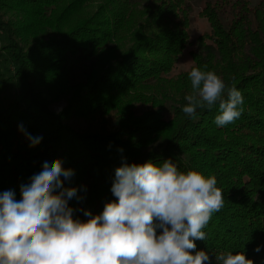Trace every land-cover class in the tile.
Masks as SVG:
<instances>
[{
    "label": "trees",
    "instance_id": "trees-1",
    "mask_svg": "<svg viewBox=\"0 0 264 264\" xmlns=\"http://www.w3.org/2000/svg\"><path fill=\"white\" fill-rule=\"evenodd\" d=\"M88 1L0 0V70L9 73L0 78V193L20 200V186L60 159L74 172L61 180L83 197L69 205L84 221L80 209L98 215L116 200L110 189L122 157L171 159L185 174L215 175L224 196L195 251L208 264L229 250L264 264V1L205 0L201 33L191 30L189 0H101L86 10ZM185 52L192 64L174 73ZM193 67L235 84L240 118L217 127L218 104L183 113ZM88 118L113 129L79 132L70 123ZM20 124L41 142L29 147Z\"/></svg>",
    "mask_w": 264,
    "mask_h": 264
},
{
    "label": "clouds",
    "instance_id": "clouds-1",
    "mask_svg": "<svg viewBox=\"0 0 264 264\" xmlns=\"http://www.w3.org/2000/svg\"><path fill=\"white\" fill-rule=\"evenodd\" d=\"M188 76L192 91L182 108L187 117L218 104L217 127L240 118L244 99L235 84L228 86L215 72L196 67ZM18 130L29 147L43 139L23 124ZM73 175L62 160L52 159L20 186V200L12 190L0 193V264H208V254L195 251L194 241L207 239L203 229L224 205L215 175L185 174L171 159L129 164L122 157L110 189L116 200L106 202L98 215L80 209L84 221L69 205L83 197L61 180ZM215 259L217 264H253L243 251L229 250Z\"/></svg>",
    "mask_w": 264,
    "mask_h": 264
},
{
    "label": "rangeland",
    "instance_id": "rangeland-1",
    "mask_svg": "<svg viewBox=\"0 0 264 264\" xmlns=\"http://www.w3.org/2000/svg\"><path fill=\"white\" fill-rule=\"evenodd\" d=\"M99 1L101 0H89L84 7L86 10H94L96 6L98 5ZM192 5L194 6L195 13L191 17V30L193 33H201L208 31V25L206 21H204L202 18L198 17L197 12L201 9L203 6L205 0H189ZM259 1H264V0H250L249 3L251 6L259 3ZM6 18V17H5ZM192 64V61L189 57V55L185 52L184 56H182L176 65L174 69V73H177L178 71L181 70H187L190 65ZM1 71V70H0ZM0 72V78L4 77L6 78L8 76V72ZM65 105V102H59L51 106V108L55 111H59L63 106ZM72 127L79 132H84V131H103V132H111L113 127L110 123H105L101 121L98 118H88V119H78V120H71L70 121Z\"/></svg>",
    "mask_w": 264,
    "mask_h": 264
}]
</instances>
